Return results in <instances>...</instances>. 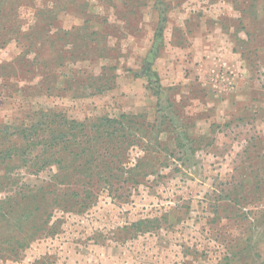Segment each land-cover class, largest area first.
Masks as SVG:
<instances>
[{
	"label": "rangeland",
	"instance_id": "1",
	"mask_svg": "<svg viewBox=\"0 0 264 264\" xmlns=\"http://www.w3.org/2000/svg\"><path fill=\"white\" fill-rule=\"evenodd\" d=\"M48 111L84 123L77 162L17 134ZM123 136L147 149L113 150ZM16 147L0 264H264V0H0V149Z\"/></svg>",
	"mask_w": 264,
	"mask_h": 264
},
{
	"label": "trees",
	"instance_id": "2",
	"mask_svg": "<svg viewBox=\"0 0 264 264\" xmlns=\"http://www.w3.org/2000/svg\"><path fill=\"white\" fill-rule=\"evenodd\" d=\"M49 26L53 27V24L49 23ZM161 30H162V28L160 29V31ZM157 35L158 34H156V37H157ZM149 56L152 57L151 62L149 64L151 66L152 61L153 60L155 61L160 56L159 48H155V46H154V48L152 50H150ZM114 69L115 68L111 69V68H108V67H104L103 70H102V74L100 76H98V77L93 78V80L94 81L103 82V80L105 79V77L108 74L109 70L111 71V70H114ZM147 72L151 73L157 80L159 79V75L157 74V72L152 71L151 67L149 69H147ZM112 77L114 79V74L112 75ZM80 81H82L81 84H86L88 80L80 79ZM115 85H116V82H112L111 85H110L111 87H105V90L110 89L112 87H115ZM100 86H101L100 88H98L95 92L90 93V94L94 95V94H97V93H101L102 90H103L102 88L105 86V84L100 83ZM122 117H124V115H122ZM100 121H102L101 123L104 126H107L108 123H115L116 122V123H120L119 125H120L121 128H125L123 123H121L120 120H118V119H112V118L104 117V118H101ZM135 124H137L136 121H135ZM3 128L5 130H7L6 127L3 126ZM78 128L84 129L85 128L84 127V123L83 122L79 123V122H77L75 120H69L63 115V113H59V112H56V111L55 112L48 111V112H42V116H41L40 121L38 123H36V124H33L30 129H28V130L23 129V130L20 131V133L18 132L17 134L18 135H22L23 137H26L25 139H27V137H30V140L32 139L33 141L38 140V138L43 137L44 140L42 139V142H43V143H41L42 146H45L46 148L51 149L53 151V153H54L53 158L51 160L53 162H55V161L58 162L60 164V166H62L61 165L62 158L59 157L60 154L64 153L62 151H66L68 153H71V158L72 159H73L72 156L80 155L79 152L76 153L75 151H68V149L71 146V143H70L71 141H70V138H69V134L72 133V130H74V129L77 130ZM115 130L116 129H114L113 131H108V129H106V132H107L106 136H109V137L113 138ZM6 135H8V134L6 133ZM99 136H104V135H99ZM99 136L91 137L90 141H92L94 139H97ZM73 138H75V136H72L71 139H73ZM123 138L127 139L125 136L119 137L117 139V141L115 142V145L112 147L113 150L122 147L124 144H125V148L127 147L128 144L135 143V142L138 145L142 144V141H140V139L137 140V141H131L130 140V141H127V142L119 141L120 139L122 140ZM140 138H142V137H140ZM77 143L79 144L80 142L78 141ZM80 144H82V143H80ZM142 145H144V144H142ZM144 148L147 149V145H144ZM53 149H55V151ZM17 151H18L17 147H16V149H13V148L0 149V157L5 154L9 158H13L15 156V154H17ZM83 151H86V149H84ZM94 160L96 161L97 159L94 157L93 158V162H94ZM73 162H77V161L73 159ZM119 162H120V159L117 156L115 157V159H111V163L113 165L117 166V170H122V169L124 170L123 167H120L119 165H117V163L119 164ZM108 166H109V163H106L105 168L108 167ZM61 168L62 169H60V171L65 172V174H63V173L62 174H60V173L57 174L58 177L60 178L58 180L60 182H64L62 184H65L66 179H63V178H66L68 176L67 175L68 168H67V166L66 167L63 166ZM91 169L86 167V165L83 166L82 164H80L79 170L76 169L75 172H80V173L84 174V172L89 171L90 172V176L92 178L97 173L95 171H92ZM95 169H100L99 164H97ZM104 171L107 172L105 169H104ZM111 176H112L111 174H106L105 178H108V177L110 178ZM98 180H102V178L99 177Z\"/></svg>",
	"mask_w": 264,
	"mask_h": 264
},
{
	"label": "crops",
	"instance_id": "3",
	"mask_svg": "<svg viewBox=\"0 0 264 264\" xmlns=\"http://www.w3.org/2000/svg\"><path fill=\"white\" fill-rule=\"evenodd\" d=\"M205 53H206V51H205ZM163 76H165V75H163Z\"/></svg>",
	"mask_w": 264,
	"mask_h": 264
}]
</instances>
